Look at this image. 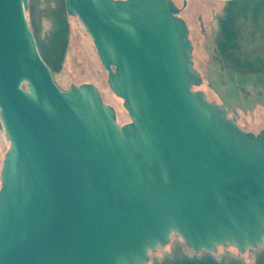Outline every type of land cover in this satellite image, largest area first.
<instances>
[{
    "label": "water",
    "instance_id": "water-1",
    "mask_svg": "<svg viewBox=\"0 0 264 264\" xmlns=\"http://www.w3.org/2000/svg\"><path fill=\"white\" fill-rule=\"evenodd\" d=\"M109 89L62 90L41 58L28 0H0V264H146L173 234L193 251L264 243V128L243 130L193 89L186 6L64 0Z\"/></svg>",
    "mask_w": 264,
    "mask_h": 264
},
{
    "label": "rangeland",
    "instance_id": "rangeland-1",
    "mask_svg": "<svg viewBox=\"0 0 264 264\" xmlns=\"http://www.w3.org/2000/svg\"><path fill=\"white\" fill-rule=\"evenodd\" d=\"M181 6L183 0H173ZM186 6L179 15L187 22L189 38L193 44L192 60L194 68L200 73L202 81L199 89L205 92L207 98L224 105L227 115L243 130L257 133L264 128V72L246 73L225 67L216 57L214 38L218 30V16L226 0H186ZM46 3L40 1L36 8L35 22L40 36L45 37L52 27V21L43 9ZM106 71L101 64L92 40L77 17L70 21V32L63 61L58 68L55 79L63 90L71 84L84 82L94 84L105 103L116 111L117 122L123 124L129 121L122 99L117 97L106 81ZM9 146L4 136L0 120V170L4 153ZM176 249L189 255H199L203 251H193L188 248L183 239L173 234L170 241L151 252L146 264H155ZM255 249L240 253L233 246H218L212 254L220 259L223 256L236 257L244 264H253Z\"/></svg>",
    "mask_w": 264,
    "mask_h": 264
},
{
    "label": "trees",
    "instance_id": "trees-1",
    "mask_svg": "<svg viewBox=\"0 0 264 264\" xmlns=\"http://www.w3.org/2000/svg\"><path fill=\"white\" fill-rule=\"evenodd\" d=\"M40 1L46 3L43 13L52 21V27L45 37L40 36L35 22L36 8ZM26 17L38 52L49 66L58 85L55 74L64 58L73 16L67 14L64 0H28ZM214 42L216 57L225 67L246 73L264 72V0H226L218 16V30ZM155 264H244V262L232 256L218 259L212 252L207 251L199 255H189L181 249H176L170 256L156 261ZM253 264H264V243L256 248Z\"/></svg>",
    "mask_w": 264,
    "mask_h": 264
},
{
    "label": "bare ground",
    "instance_id": "bare-ground-1",
    "mask_svg": "<svg viewBox=\"0 0 264 264\" xmlns=\"http://www.w3.org/2000/svg\"><path fill=\"white\" fill-rule=\"evenodd\" d=\"M187 23V22H186Z\"/></svg>",
    "mask_w": 264,
    "mask_h": 264
}]
</instances>
